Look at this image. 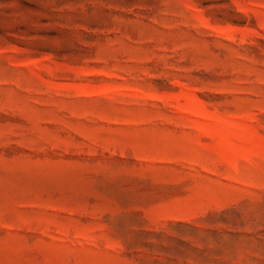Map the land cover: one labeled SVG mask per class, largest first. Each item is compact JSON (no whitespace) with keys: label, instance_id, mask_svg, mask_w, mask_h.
<instances>
[{"label":"rangeland","instance_id":"obj_1","mask_svg":"<svg viewBox=\"0 0 264 264\" xmlns=\"http://www.w3.org/2000/svg\"><path fill=\"white\" fill-rule=\"evenodd\" d=\"M0 264H264V0H0Z\"/></svg>","mask_w":264,"mask_h":264}]
</instances>
